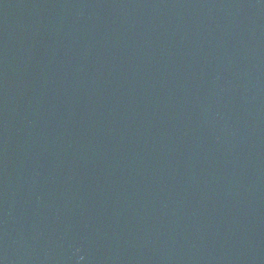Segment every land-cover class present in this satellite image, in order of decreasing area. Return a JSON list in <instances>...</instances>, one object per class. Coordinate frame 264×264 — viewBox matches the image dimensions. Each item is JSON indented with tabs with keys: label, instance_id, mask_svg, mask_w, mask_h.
I'll return each mask as SVG.
<instances>
[{
	"label": "water",
	"instance_id": "1",
	"mask_svg": "<svg viewBox=\"0 0 264 264\" xmlns=\"http://www.w3.org/2000/svg\"><path fill=\"white\" fill-rule=\"evenodd\" d=\"M0 264H264V0H0Z\"/></svg>",
	"mask_w": 264,
	"mask_h": 264
}]
</instances>
